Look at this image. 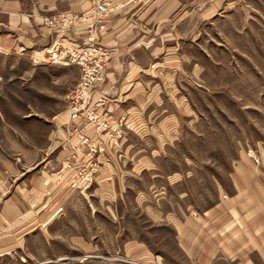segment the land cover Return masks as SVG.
<instances>
[{
    "label": "rangeland",
    "instance_id": "1",
    "mask_svg": "<svg viewBox=\"0 0 264 264\" xmlns=\"http://www.w3.org/2000/svg\"><path fill=\"white\" fill-rule=\"evenodd\" d=\"M23 1L34 8L37 0ZM218 5L214 15L185 23V52L199 60L201 74L187 79L184 109L179 114L173 111L177 132L170 131V125L156 126L171 113L170 106L152 111V135L145 143L154 168L134 173L128 158L116 157L122 169L130 172L120 175V187L110 202L100 201L93 187L98 168L110 159L106 137H116L115 145L123 135L121 124L105 132V140L95 138L98 149L91 183L83 189L73 187L70 180L78 162L70 157L68 138L54 142L52 131L59 114L68 111L79 70L46 56L34 62L25 51L0 52L4 196L20 197L19 180L38 170L43 157L55 153L62 160L57 169L55 163L52 166L55 179L68 176L69 186L86 191L93 205L83 217L74 215V221L67 223L74 227L72 238L58 237L72 244L74 252L66 258L33 253L36 248L25 242L26 251L15 249L9 264H152L147 251L156 253L163 264H190L176 243L173 220L182 214L198 215L217 202L234 165L264 166V0H218ZM4 22L5 15L0 13V33L8 28ZM162 133H168V142L161 141ZM78 219L81 233L76 230Z\"/></svg>",
    "mask_w": 264,
    "mask_h": 264
},
{
    "label": "crops",
    "instance_id": "2",
    "mask_svg": "<svg viewBox=\"0 0 264 264\" xmlns=\"http://www.w3.org/2000/svg\"><path fill=\"white\" fill-rule=\"evenodd\" d=\"M112 1L114 8L100 39L111 47L112 56L94 98L99 91L107 95L104 110L111 116L113 128L121 124L123 135L115 145L116 137H106L110 159L98 168L93 187L102 202L112 201V193L120 187V175L130 172L122 169L116 157L128 158L134 173L154 168L145 143L152 135L153 110L170 106L171 113L156 126L170 125V131L177 132L178 118L173 111L179 114L184 109L187 79L201 74L199 60L185 52V23L201 22L219 10L218 0ZM92 3L93 0H37L33 8L23 0H0V13L5 15L4 24L8 26L0 33V52L25 51L40 63L46 60L45 46L52 42L64 46L82 43V26L60 31L45 26L43 18L60 12L77 13ZM67 113L65 109L55 121L54 142L68 138ZM86 130L93 138L105 140L106 135L97 136L91 125ZM167 134H161V141H169ZM46 158L41 159L43 164L38 170L19 178L20 197L4 196L5 183L0 188V264H9L8 257L15 249L17 253L25 252V242L36 248L33 253L46 256L66 258V254L74 252L69 241L58 237L72 238L70 231L74 227L67 223L74 221V215L83 217L93 207L92 200L86 191L70 187L68 176L55 179L52 166L60 167L59 156L53 153ZM78 160H85L82 152ZM228 174V185L222 186L217 202L198 215L182 214L173 220L176 243L190 264H264V166L238 164ZM78 221L76 230L81 233L83 225ZM147 252L149 262L163 264L156 253Z\"/></svg>",
    "mask_w": 264,
    "mask_h": 264
},
{
    "label": "built area",
    "instance_id": "3",
    "mask_svg": "<svg viewBox=\"0 0 264 264\" xmlns=\"http://www.w3.org/2000/svg\"><path fill=\"white\" fill-rule=\"evenodd\" d=\"M113 8L109 0H97L81 12L59 13L44 19L45 25L60 31L74 25L82 26L85 31L84 41L78 45L64 46L52 42L45 48V56L50 61L72 65L79 70V80L69 94L66 129L71 147L70 157L78 162L70 183L81 189L91 183L98 149V141L87 133V125L92 126L97 136L115 129L111 116L104 110L107 95L99 91L94 98L97 91L95 85L105 78L107 63L112 56L111 47L100 39ZM81 152L85 155V161L82 162L78 160Z\"/></svg>",
    "mask_w": 264,
    "mask_h": 264
}]
</instances>
